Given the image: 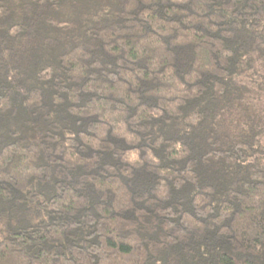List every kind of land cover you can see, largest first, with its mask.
Masks as SVG:
<instances>
[{
	"label": "trees",
	"instance_id": "trees-1",
	"mask_svg": "<svg viewBox=\"0 0 264 264\" xmlns=\"http://www.w3.org/2000/svg\"><path fill=\"white\" fill-rule=\"evenodd\" d=\"M0 264H264V0H0Z\"/></svg>",
	"mask_w": 264,
	"mask_h": 264
}]
</instances>
